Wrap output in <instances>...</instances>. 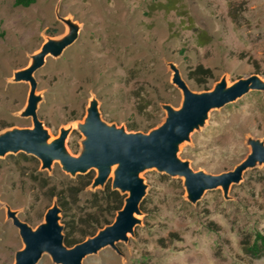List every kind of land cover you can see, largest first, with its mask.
I'll return each mask as SVG.
<instances>
[{"label":"rangeland","instance_id":"1","mask_svg":"<svg viewBox=\"0 0 264 264\" xmlns=\"http://www.w3.org/2000/svg\"><path fill=\"white\" fill-rule=\"evenodd\" d=\"M164 1L35 0L23 7L0 0V134L32 128L24 114L30 83L16 75L43 50L31 72L34 111L46 142L63 133L62 144L73 157L86 140L80 128L91 103L100 121L125 133L159 126L164 106L176 110L181 104V91L171 81L174 70L194 93L253 76L264 87V0H177L174 10L154 8ZM198 65L211 71L206 90L191 75ZM145 125L154 126L145 131ZM259 144L264 146V88H250L209 110L175 155L193 171L219 174ZM24 155L0 156V264H14L15 252L24 247L8 214L35 229L59 194L69 203L57 214L60 233L72 221L76 238L89 237L78 233L80 218L97 212L115 167L104 185L91 180L70 199L64 189L81 180L78 174L65 173L57 159L41 168L37 158ZM88 172L96 175L94 168ZM137 178L145 189L132 231L80 264H264L240 246L242 237L264 235V161L245 169L226 192L207 189L195 202L188 201L178 176L144 168ZM52 186L55 194L49 196ZM35 264L57 263L43 252Z\"/></svg>","mask_w":264,"mask_h":264},{"label":"water","instance_id":"2","mask_svg":"<svg viewBox=\"0 0 264 264\" xmlns=\"http://www.w3.org/2000/svg\"><path fill=\"white\" fill-rule=\"evenodd\" d=\"M43 51L36 56L33 65L16 75L17 79L28 80L30 83L28 107L24 114L31 117L32 128L13 129L0 134V156L17 152L30 154L40 161L41 168L48 167L53 159H57L61 169L70 176L94 168L96 175L92 178V185H104L111 165H115L110 187L120 194H127L110 224L71 247H66L62 242V227L57 223L59 208L55 201L46 210L44 222L35 229L9 213L24 243V247L15 252L14 264H35L43 252L57 264H80L84 256L101 247H113L114 242L126 240V233L132 231L136 222L134 214L138 213V204L144 195L145 186L137 178L138 172L144 168H154L166 175L182 178L188 201L195 202L207 189L219 186L226 192L230 184L240 180L245 169L252 167L255 161H264V146L260 144L253 145L251 153L231 170L219 174L193 171L186 161L175 155L176 146L188 140L190 132L202 123L209 110L236 100L250 88H264L255 84L256 78L253 76L239 79L229 87H224L222 82L212 91L194 93L175 70L171 81L181 91V104L176 110L164 106L166 116L159 126L147 133H125L100 121L91 103L80 128L86 140L82 143L81 153L73 157L62 144L63 133L46 142L45 130L34 111L32 91L35 83L31 72L41 62Z\"/></svg>","mask_w":264,"mask_h":264},{"label":"trees","instance_id":"3","mask_svg":"<svg viewBox=\"0 0 264 264\" xmlns=\"http://www.w3.org/2000/svg\"><path fill=\"white\" fill-rule=\"evenodd\" d=\"M35 0H13L14 6H29L32 4ZM177 0H166L164 2H157L155 3V9H161L165 12H168L170 10L176 9ZM201 38V36L199 35ZM206 41H200V44L205 43ZM192 78L195 80L196 86L200 87L202 90L208 89L207 87V79L211 77V71L207 68H203L201 65H198L194 71L191 73ZM196 76H201L195 77ZM154 125H145L144 130L147 131L148 129L152 128ZM129 130H136L137 125H128ZM20 155L22 157H27V155H24L23 152H20ZM29 158L34 160V156L29 154ZM92 172L78 174L77 177L81 179L79 182H77L74 185H68L64 191L68 192V196L70 199H74L76 194L86 185L90 183L92 180ZM63 193V192H61ZM54 187L52 186L50 188V191L48 193L49 196L54 195ZM93 199H96V194L93 193ZM124 194H120L117 190L111 189L109 182H107L104 186V189L102 190V195L100 198L102 199L103 203L98 204L96 203L97 207L96 210L93 213H89L86 218H80V222L83 224L82 228L78 230V233L81 237L83 236H92L96 233V231L100 228H102L104 225L110 224L112 220H108L106 218V215H111V217H114V213L119 210L123 204V198ZM65 195L59 194L56 198V205H59V210L65 211L68 206V202L65 199ZM97 202V201H95ZM140 203V202H139ZM141 205V204H140ZM140 205L138 204V209L140 208ZM93 214V215H91ZM66 231L62 235V242L65 246H72L80 241L82 239H78L74 236V227L73 222H66L65 223ZM240 246L241 250L244 254L252 257V258H264V235L259 232H254L252 237H242L240 240Z\"/></svg>","mask_w":264,"mask_h":264},{"label":"bare ground","instance_id":"4","mask_svg":"<svg viewBox=\"0 0 264 264\" xmlns=\"http://www.w3.org/2000/svg\"><path fill=\"white\" fill-rule=\"evenodd\" d=\"M126 194H127V192H126Z\"/></svg>","mask_w":264,"mask_h":264}]
</instances>
